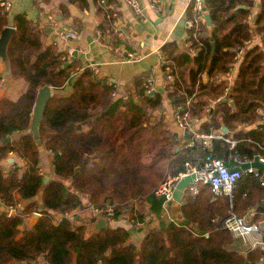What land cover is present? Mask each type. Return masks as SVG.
Here are the masks:
<instances>
[{
  "label": "trees",
  "instance_id": "obj_1",
  "mask_svg": "<svg viewBox=\"0 0 264 264\" xmlns=\"http://www.w3.org/2000/svg\"><path fill=\"white\" fill-rule=\"evenodd\" d=\"M101 1L94 3L103 18L102 28L109 29L114 17L108 15L118 3ZM203 1L210 30L206 23L189 28V51L180 50L175 42L160 49L162 70L173 67L175 74L166 84V96L172 109L183 105L193 118L205 116L201 131L225 127L222 136L236 140L238 151L250 157L264 155L259 147H264L259 113H264V0L253 22L261 45H248L254 0ZM67 2L82 10L89 7L88 0ZM59 8L66 17L65 0ZM9 22V13L0 6V33ZM13 26L9 71L14 80H25V89L16 101L0 100V264H259V249L239 253L230 232L221 228L228 201L214 197L209 185L197 183V193L178 207L179 218L162 217L160 187L169 177L184 173L190 156L186 150H174L177 138L168 130L162 95L145 94L149 72L135 78L132 92L114 96L118 90L114 83L97 77L89 67L80 69L79 61H69L68 53L57 45H45L43 28L25 14H16ZM231 65L232 104L218 102L227 83L212 77ZM75 73L72 90L64 92ZM3 77L0 73V84ZM45 85L52 87L53 96L36 140L30 130L32 112L38 90ZM7 138L11 139L2 142ZM206 153L226 159L229 151L224 140L213 138ZM11 154L24 164H1ZM50 163L53 177L44 184L43 169ZM108 207L114 210V220L129 211L134 229L137 223L140 229L146 225L144 238L133 242L130 230L109 226L110 219L107 228L89 232L85 223L63 216ZM233 208L252 222L264 220V187L258 180L244 176L236 181ZM34 213L41 217L30 226L28 217Z\"/></svg>",
  "mask_w": 264,
  "mask_h": 264
},
{
  "label": "crops",
  "instance_id": "obj_2",
  "mask_svg": "<svg viewBox=\"0 0 264 264\" xmlns=\"http://www.w3.org/2000/svg\"><path fill=\"white\" fill-rule=\"evenodd\" d=\"M67 1L65 0L68 10L64 17L59 8L62 0H11L12 5L8 12L9 25L13 26V18L16 14H25L33 23L43 28L45 45H57L59 50L68 53L69 61L75 59L79 61V67H82L80 69L89 67L97 77L114 83L119 96H126L132 92L135 78L149 72V76L154 81L155 93L158 92L162 95L161 107L168 121V130L173 135L176 134L177 141H181L182 146L177 145L178 150H186L190 156L189 151L184 148L186 139L181 137L179 128L173 124L172 106L166 96L167 81L162 70L163 58L160 49L167 42H175L180 50H190L186 40L190 27L186 23L193 17L188 18L190 5H192L193 15V0H140L144 8L143 15H136L124 0H117L118 5H115V10L112 12L116 13L112 29L102 28L103 18L98 14L94 0H88L89 7L83 10L76 4ZM259 4L260 0H254L248 20L252 33L248 45H261L260 37L254 32L253 23L259 11ZM109 15L108 18H110ZM75 23L81 27L77 29ZM61 29L74 30L77 32V37L69 41H62L57 36V32ZM129 54L138 56V59H129ZM7 72L10 73L9 63L3 62L0 58V73L4 74L0 84V100L8 97L16 101L25 89V80H14ZM75 77L76 73L67 83L64 92L72 90ZM202 78L205 81L206 74H202ZM259 113L262 114V110H259ZM204 119L205 116L200 118L199 123ZM10 139L7 138L2 142ZM7 163L24 164L14 154H11L7 161L1 162L4 165ZM43 171L50 179L53 177L51 163L46 164ZM2 209L3 206L0 203V210ZM86 210H90L93 214L92 208L72 213L83 214L82 211ZM252 212L250 211V213ZM14 213L15 210H12V214ZM34 215L35 213L28 217L30 226L34 225ZM161 215L166 221L179 218L178 208H173L170 203L166 209L161 210ZM91 216L90 222L86 220L82 222L87 225L89 232L93 230L97 221L93 215ZM153 225H158V220H154ZM109 226L125 227L131 230L132 240L135 243H139L148 232L146 225L143 226V229L133 228L129 212H124L117 220L109 222ZM234 248L242 253L251 250L247 241L239 248L237 244L234 245Z\"/></svg>",
  "mask_w": 264,
  "mask_h": 264
},
{
  "label": "built area",
  "instance_id": "obj_3",
  "mask_svg": "<svg viewBox=\"0 0 264 264\" xmlns=\"http://www.w3.org/2000/svg\"><path fill=\"white\" fill-rule=\"evenodd\" d=\"M134 11L136 15H143L144 8L140 3V0H124ZM203 0H193V17L187 20V26L190 28H197L199 24L205 23L204 13L206 9L203 4ZM105 4V1H101ZM11 0H0V6L4 11L9 12L11 9ZM156 9V7L153 5ZM116 13H111L109 17H114ZM57 36L62 41H69L77 37V32L74 30H64L61 29L57 32ZM239 54V53H238ZM129 59L137 60L138 56L129 54ZM173 67L164 68V77L167 82L174 81L175 74L172 72ZM235 67L232 65L227 68V70L222 73L212 77L213 80L217 81L223 79L226 81V86L222 96L216 99V101L230 102L228 94L230 91L231 84L234 79ZM109 83H112L109 81ZM145 94L152 95L154 91V81L149 76L145 83ZM117 93L114 92L115 96ZM215 101V102H216ZM190 99H186V104L188 105ZM214 102V103H215ZM213 103V105H214ZM213 105L211 107H213ZM209 109H206L208 111ZM173 124L179 128L181 132V137L186 139L184 148L190 153V158L184 162V173H179L178 176L169 177L160 187L158 194L164 197V205L162 209H166L168 204L172 202L173 192L175 190L176 184L181 177L193 173L195 175V181L189 185L186 189L182 202L185 198L190 195L194 196L197 193V183L202 185H209L211 188L212 195L214 197L224 196L228 201V209L223 217L220 218V226L230 232L232 237L238 246L242 245L247 241L249 249H259L261 254L258 259L259 264H264V220L255 223L250 221L247 216L238 215L233 208V189L236 181L241 177L252 176L258 180L259 184L264 187V174L262 171L252 168H248L240 171L231 172L230 169L233 167H238L243 163H250L257 156L261 162H264V155L259 153H254L250 157L246 153H241L236 149V140L230 138H224L222 136L223 132H210L206 133L200 130L199 119L193 118L188 110L185 109L183 105H179L176 109H172ZM261 122L264 124V113L261 114ZM188 133V137L184 136V133ZM215 139L224 140L228 148V157L226 159H220L210 156L206 153L207 148L210 146V141ZM264 149L263 146H259ZM93 217L97 220L99 217L106 218L107 221H115L113 219L114 210L111 207L106 209H93ZM70 213H65L63 216L65 218L69 217ZM141 225L137 223L135 227L139 228ZM237 249V248H236ZM239 253L241 251L237 250Z\"/></svg>",
  "mask_w": 264,
  "mask_h": 264
},
{
  "label": "water",
  "instance_id": "obj_4",
  "mask_svg": "<svg viewBox=\"0 0 264 264\" xmlns=\"http://www.w3.org/2000/svg\"><path fill=\"white\" fill-rule=\"evenodd\" d=\"M241 7H243V6H241ZM203 10H205V7L203 8ZM204 19H205V23H206L208 29H210L211 28V21H210L209 14L207 12L204 13ZM15 31H16V28L14 26L7 25L6 27L3 28V30L0 33V58L2 59L3 62L8 63V60H9L8 50H7L8 44L10 42L12 34ZM211 47H212V53H213V51H214V43L213 42H211ZM7 74H10V73L7 72ZM154 93H155V91H153L152 94H154ZM52 96H53V89L50 85H45V86L39 88L37 96H36L33 112H32L31 128H30V130L34 133L36 140H38L39 126H40L41 120H42L43 115H44L45 107H46L48 101L51 99ZM230 104H232V102H230ZM221 130L223 133L226 132L225 127H222ZM174 136L176 137V134H174ZM184 136L187 138L189 135L187 132H185ZM40 149L42 150L43 147L41 146ZM174 150L177 151L178 147L176 146L174 148ZM10 161H13V159H10ZM249 166L262 171L264 174V162H261L257 156L254 157V160L252 162L243 163L238 167H233L230 169V171L235 172V171L244 170V169L248 168ZM195 178H196L195 175L193 173H191V174H188L184 177H181L178 180L176 187H175V190L173 192V199L171 202V205L173 208L177 209L181 205V201H182V198L184 196L186 189L189 187L190 184H192L195 181ZM49 180H50V177L46 176L44 179V184H47L49 182ZM40 217H41V214L35 213L33 224H36V222L38 221V219ZM107 226H108L107 219L103 218V217H99L93 226V230L94 231H100V230L107 228ZM129 232H131V230Z\"/></svg>",
  "mask_w": 264,
  "mask_h": 264
},
{
  "label": "rangeland",
  "instance_id": "obj_5",
  "mask_svg": "<svg viewBox=\"0 0 264 264\" xmlns=\"http://www.w3.org/2000/svg\"><path fill=\"white\" fill-rule=\"evenodd\" d=\"M17 89V88H16ZM177 143H178V146H182V143H181V141H177ZM47 175V174H46ZM48 176V175H47ZM170 204H168V206H169ZM125 212H129V211H125ZM82 213L83 214H79V213H70V215H69V217H67V218H69L71 221H73V223H82V222H84V220H86L87 222L89 221L90 222V218L92 217L91 215H93L92 214V212H90V210H86V211H82ZM91 216V217H90ZM233 240H234V245H236L235 244V239L233 238Z\"/></svg>",
  "mask_w": 264,
  "mask_h": 264
}]
</instances>
